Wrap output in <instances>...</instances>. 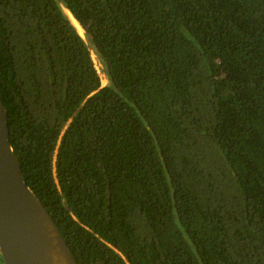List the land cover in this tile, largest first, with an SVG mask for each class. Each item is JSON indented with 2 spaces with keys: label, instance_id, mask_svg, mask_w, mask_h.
Returning a JSON list of instances; mask_svg holds the SVG:
<instances>
[{
  "label": "trees",
  "instance_id": "16d2710c",
  "mask_svg": "<svg viewBox=\"0 0 264 264\" xmlns=\"http://www.w3.org/2000/svg\"><path fill=\"white\" fill-rule=\"evenodd\" d=\"M0 96L78 264H264V0H0Z\"/></svg>",
  "mask_w": 264,
  "mask_h": 264
},
{
  "label": "water",
  "instance_id": "95a60500",
  "mask_svg": "<svg viewBox=\"0 0 264 264\" xmlns=\"http://www.w3.org/2000/svg\"><path fill=\"white\" fill-rule=\"evenodd\" d=\"M81 36L85 39V34ZM7 122L0 96V260L3 264H78L55 220L27 185Z\"/></svg>",
  "mask_w": 264,
  "mask_h": 264
},
{
  "label": "rangeland",
  "instance_id": "374dc122",
  "mask_svg": "<svg viewBox=\"0 0 264 264\" xmlns=\"http://www.w3.org/2000/svg\"><path fill=\"white\" fill-rule=\"evenodd\" d=\"M93 58H94V61H95L96 67H97V69H98V71H99V73H100V75H101V78H102V85L105 86V85L107 84V80H106L105 75L102 73V72H103V71H102V67H101V65L99 64L98 60L96 59V56H95V55L93 56Z\"/></svg>",
  "mask_w": 264,
  "mask_h": 264
},
{
  "label": "bare ground",
  "instance_id": "6f19581e",
  "mask_svg": "<svg viewBox=\"0 0 264 264\" xmlns=\"http://www.w3.org/2000/svg\"><path fill=\"white\" fill-rule=\"evenodd\" d=\"M67 14H68V16L70 17V19H71V21L73 22V24L76 26V28L78 29V31H79V33L81 34V35H83L84 36V30L82 29V27L79 25V23L72 17V15L70 14V12L69 11H65Z\"/></svg>",
  "mask_w": 264,
  "mask_h": 264
},
{
  "label": "flooded vegetation",
  "instance_id": "af4514ba",
  "mask_svg": "<svg viewBox=\"0 0 264 264\" xmlns=\"http://www.w3.org/2000/svg\"><path fill=\"white\" fill-rule=\"evenodd\" d=\"M0 264H3V263L1 262V260H0Z\"/></svg>",
  "mask_w": 264,
  "mask_h": 264
}]
</instances>
